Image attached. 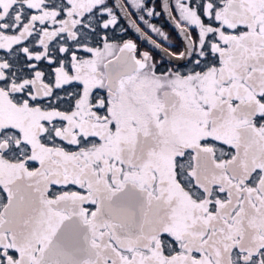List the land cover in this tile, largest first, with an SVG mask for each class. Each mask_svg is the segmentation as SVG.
Returning <instances> with one entry per match:
<instances>
[{"label":"snow or ice","instance_id":"6c2138e0","mask_svg":"<svg viewBox=\"0 0 264 264\" xmlns=\"http://www.w3.org/2000/svg\"><path fill=\"white\" fill-rule=\"evenodd\" d=\"M0 264H264V0H0Z\"/></svg>","mask_w":264,"mask_h":264},{"label":"water","instance_id":"95a60500","mask_svg":"<svg viewBox=\"0 0 264 264\" xmlns=\"http://www.w3.org/2000/svg\"><path fill=\"white\" fill-rule=\"evenodd\" d=\"M112 2H115V0H112ZM162 0H159V3H161ZM164 22L168 26V28L178 37L177 30L174 28V25L169 21L168 17L166 15H162ZM123 22V21H122ZM125 26L127 27L128 24L125 22ZM129 33L132 36V39L139 42L141 45L145 46L148 49H151V45H149L145 40L141 39L131 28H129Z\"/></svg>","mask_w":264,"mask_h":264},{"label":"flooded vegetation","instance_id":"af4514ba","mask_svg":"<svg viewBox=\"0 0 264 264\" xmlns=\"http://www.w3.org/2000/svg\"><path fill=\"white\" fill-rule=\"evenodd\" d=\"M160 10V9H159ZM133 18H135V17H133ZM163 18V17H162ZM154 23H156L157 24V26H159V27H162L163 29H164V31L165 32H167L168 34H170L172 37H173V42H176V41H178V37L168 28V26L166 25V23L164 22V20H163V23L161 22V21H159V19H157V20H154L153 21ZM129 33V32H128ZM128 38H131L132 39V36L130 35V33H129V36H128ZM155 38V37H154ZM137 42V41H136ZM139 45H140V47L142 48V49H145V50H150V49H148V48H146L145 46H143V45H141L139 42H137ZM158 59H159V57H157Z\"/></svg>","mask_w":264,"mask_h":264},{"label":"trees","instance_id":"16d2710c","mask_svg":"<svg viewBox=\"0 0 264 264\" xmlns=\"http://www.w3.org/2000/svg\"><path fill=\"white\" fill-rule=\"evenodd\" d=\"M152 3H155V4H159V0H152ZM159 7L157 8V10L159 11ZM159 21H161L163 23V18L161 16V18H159ZM127 36H129V33L127 34Z\"/></svg>","mask_w":264,"mask_h":264}]
</instances>
